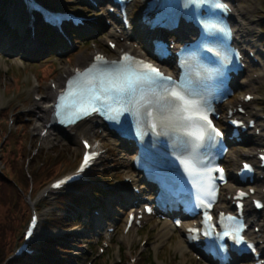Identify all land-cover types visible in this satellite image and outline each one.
Masks as SVG:
<instances>
[{
	"label": "rangeland",
	"instance_id": "rangeland-1",
	"mask_svg": "<svg viewBox=\"0 0 264 264\" xmlns=\"http://www.w3.org/2000/svg\"><path fill=\"white\" fill-rule=\"evenodd\" d=\"M63 1L70 2L78 14L99 20L102 26H98L88 38H74L73 47L62 52L51 49L36 59H28L24 51L7 53L6 50H0V245L2 241L7 245L5 249H10V258L23 245L22 239L36 211L42 217L38 237L42 232L72 237L69 239L73 244L59 250L61 255L72 257L71 264H209L199 260L197 255L188 254V251L184 255L178 248L183 239V229L172 231L168 237L160 239V232L167 220L148 217L135 232H126L131 205L127 201L112 204L109 201L124 190L131 195L135 193L134 187H122L131 180L128 175L131 158L122 148L121 142L108 132H103V129L94 133L90 141L96 149L103 151L94 170L86 175L82 183L69 190L47 195L53 182L76 173L82 159L81 141L75 143L71 129H56L49 137L47 133L41 135L36 131V125H40L34 111L36 103L47 97L53 82L59 81L63 69L68 68L67 64L58 65L56 61L70 57L73 60L71 68H74L80 57H92L98 52L115 55V51L109 50L107 44L115 25L106 5H103L105 0H100V5L94 9L82 8L87 5V0ZM246 1L237 2L236 7H252L251 18L255 26L248 37V51L254 50L259 63L245 74L244 82L237 85L234 96L223 110L243 100L250 90L244 83L253 72L262 74L263 81L255 84L254 100L251 102L261 124L260 132L256 134L259 137L264 136V0ZM142 2L136 0L131 6L132 17L137 16ZM236 20L244 23L237 14ZM106 22L112 24L107 25ZM55 38L58 42L61 40L60 37ZM54 62L55 65H52ZM251 148L252 145L247 142L231 147L225 159L229 175L232 176L230 187L234 185L233 175H236V167L240 165L238 160H233V155L248 152ZM47 171L50 172L49 176ZM138 186L142 191L140 184ZM225 195L224 192L222 199ZM137 196L142 200L148 197L147 193ZM71 197L78 198L79 202L82 200L84 206L73 204L75 211H65L64 205ZM83 210L86 212L82 213ZM256 215L264 222V212ZM65 216L71 218L70 222L56 226V222L62 223ZM46 219L54 227L50 223L44 224ZM50 239H46L41 246Z\"/></svg>",
	"mask_w": 264,
	"mask_h": 264
},
{
	"label": "bare ground",
	"instance_id": "bare-ground-1",
	"mask_svg": "<svg viewBox=\"0 0 264 264\" xmlns=\"http://www.w3.org/2000/svg\"><path fill=\"white\" fill-rule=\"evenodd\" d=\"M232 1L234 3L233 6L235 9V14H237L238 17L242 18L244 22V23H240L238 20H236L235 25H234V28L237 31L236 32L237 38H241L242 41L244 39L245 41V43L243 42V44H237V47L241 48L243 45H246V43H248V37L252 35L253 33L252 28L253 26H255L253 25V22H252L253 19L251 18L252 7L249 5H245L241 9H238L235 5L237 2L245 1V3H247V1L246 0H232ZM20 2L19 0H0V50L1 51L6 50L7 53H11L14 51H21V52L24 51L28 59H36L40 57L41 55L48 53L51 49H54V46L56 44L58 45L57 50H60V51L69 48L68 42L66 41L65 38H62V37H60L61 40L59 39V42L57 41V39L56 41L55 40L47 41L51 44V45H48L46 43V38H45L46 34L43 35L40 33L41 24L38 20L36 21V23H34V31H33L32 28L29 27V18H28L27 11L24 9L22 3ZM104 2L105 1H103V5H105ZM98 21L99 20H97L96 23ZM114 23L116 24V27L114 31L110 32L108 42L116 43L115 56H119L123 52V53H129L137 57H144L143 51L145 49V44L148 43L147 38L149 37V34H147L144 31L142 26L138 25V23L136 22H133V24L135 25V28L132 31H127V30L121 29L120 25L117 23L116 20ZM99 25L101 24L99 23ZM93 28L94 27L92 25L91 27L87 26L86 28L82 30L85 34L89 35L93 32ZM69 35L72 36V34H69ZM121 38H123V41H121ZM248 47L250 46L248 45ZM250 51H254V50L250 49ZM93 59H94L93 56L92 57H80L79 61L76 63L74 68L73 67L71 68V64L73 60L70 57L67 59H60L56 61L58 65L67 64L68 68L63 69V75L59 79V81L53 82V84H55V88L52 87L53 85L50 87V89L47 92L48 94L47 97L45 96L43 99H41L40 102L36 101L37 102L36 109L34 111L36 112V115L39 119V124H40V125L38 124L36 125V131L40 132L41 135L42 134L45 135V133H47L46 135H48V137L52 136L53 131H55L57 127L55 118L53 116L52 103H54L58 94L64 91L65 84L67 80L71 76H73L74 71L76 69L83 70L87 68L93 62ZM8 61L9 60H7V62ZM172 63L174 65L166 64L164 69L169 73L173 72L172 75H174L175 62L173 61ZM52 65H55V62ZM254 68L255 66H251V63L247 64L245 74L250 69H254ZM260 81H263L262 74L256 75V73L253 72L252 75L249 76L247 81L244 83V85L250 89L247 95L254 96V92H253L255 88L254 86L256 83H259ZM237 84H238V81L235 78L233 81L232 87ZM246 96L244 97L243 100H239L236 102L235 105L230 106L229 110L235 112L236 110H238V107H241L246 111L245 115H242L241 117L240 115H236L235 117L240 118L242 121H247L246 123L247 125H249L250 121H255V129H254L255 131L251 128H249L248 130V134H249L248 136L251 135V137H249L247 140L252 145V148L248 152L243 151L241 153L234 154L232 158L234 161H237V160L240 161L241 164L244 161L258 164L257 154L264 151V136H259V137L256 136V130L261 129V124L258 122V114L254 112L251 103L246 102L245 100ZM177 108L178 107L174 103H173V106L170 107V109L176 115L182 114V113L177 112ZM99 130H102L103 132H108V127L104 125V123H102L101 120H97L95 118L89 119V120H86L85 122L80 123L74 128H71V131L73 132L72 138L75 141V143H79L80 141L90 142L92 137H94L93 134L97 133ZM252 132L253 133L255 132V134L252 135ZM81 146H82V142H81ZM92 146H94V144H92ZM81 149H82V153H84L85 151H84L83 146ZM125 150H127V147L125 148ZM92 152H99V150L94 148ZM130 164H129V167L131 171L128 172V175L131 177V180L130 182L125 183V185L122 186L123 188H127L130 186L138 187L137 180L139 177L133 176V173H134L133 165L131 162ZM240 169H241V166L240 168L237 169L238 170L237 173L240 171ZM237 173H236V177L238 176ZM258 175H264V171H260ZM233 177L235 176L233 175ZM238 180L239 179L237 177V180L235 182L239 183ZM253 184L257 185L256 188L255 187L250 188L256 191L253 198L259 199L264 202V193H263L264 180H261L260 178H258V176H256L254 178ZM229 185H230V180L226 187H228ZM261 185L262 187L260 188ZM225 191H226V195H225V198L221 200L220 208L232 212L233 211V198L236 195L234 185L231 187L229 186L227 189H225ZM229 196H231V200H229L228 198ZM129 200L139 201L140 198L136 195L135 197H133L131 194H129L127 191L124 190L122 193L118 192V194L115 197L112 196L111 201H109V204H112L113 202L117 203V201L121 203L126 202V201L128 202ZM147 204L148 203H145L144 205H147ZM139 210H144V206H142L141 208H137V209L132 208L131 213L135 211L136 215H138ZM84 212L86 211L83 210L82 213ZM262 212H264V209ZM77 216H79V213ZM246 216H247V220H248V224L250 228L248 232V238L252 242L257 244L258 252L262 254L260 259L257 260L260 262L264 256V222H262L260 220V217L257 216L256 213L253 211L252 201L251 203H249V205H247ZM147 218H148L147 215L144 216L143 221H146ZM127 223H128V220L126 221V226H127ZM95 228L99 229V227H95ZM174 229H175V226L173 225V223L165 222L163 231L160 232V239H164L168 237ZM136 230H137V226L132 225L130 232H135ZM91 231L93 232V229ZM63 237L64 235H61V236L53 237L51 238V240H55L56 243H61L63 242V239H64ZM68 237H71V236H66V238ZM188 242H189V238L187 235V227H185L184 233H183V239L181 241V244H179L178 248H181L184 255H186L187 251H189L188 254L193 255L194 252H196L195 247L193 248L189 247ZM253 262L254 264L257 263L256 261H253Z\"/></svg>",
	"mask_w": 264,
	"mask_h": 264
},
{
	"label": "snow or ice",
	"instance_id": "snow-or-ice-1",
	"mask_svg": "<svg viewBox=\"0 0 264 264\" xmlns=\"http://www.w3.org/2000/svg\"><path fill=\"white\" fill-rule=\"evenodd\" d=\"M97 60L103 63L102 58L97 57ZM139 64L141 66L139 69L125 67L99 70L98 76L92 75L96 70L94 66L86 70L83 76H79L71 82L66 95L60 97V100L66 102L64 106L80 117L100 111L103 106L105 110L115 113L113 119L117 122H119L118 117L124 112L138 117L141 110L144 109L146 111L143 112V115L150 117L153 108L163 113L175 102L178 104L177 112L183 113L179 116L180 120L189 122L191 126L197 127V129L198 121L211 124L203 109L199 108L184 93L183 89L178 91L175 87H167L165 82H171L170 77H164L156 67L144 61H140ZM161 90L167 93L171 100H167ZM153 128H155V124H153ZM212 131L216 132V129L212 128ZM187 134L197 142L204 139L203 131H189ZM216 134L219 135L218 132ZM199 146V143L193 145V151ZM85 147H88L87 143H85ZM89 162L90 157L86 153L84 165L87 166ZM185 167L193 181L198 182L202 176L201 171L189 164H186ZM208 171L210 172L211 169ZM239 242L237 240V243Z\"/></svg>",
	"mask_w": 264,
	"mask_h": 264
},
{
	"label": "trees",
	"instance_id": "trees-1",
	"mask_svg": "<svg viewBox=\"0 0 264 264\" xmlns=\"http://www.w3.org/2000/svg\"><path fill=\"white\" fill-rule=\"evenodd\" d=\"M47 4H49L50 6H53V0H44ZM42 31H44L43 29H41ZM48 176L50 175V172L47 171ZM53 173V172H51ZM92 188H96L95 186ZM95 193V192H94ZM100 193V192H99ZM96 196L97 193H96ZM80 200L76 197H71L66 203H65V211H72L75 209H73V204H80L81 206H84V203L79 202ZM5 202V201H4ZM70 217L69 216H65L64 220L62 221V223H57L56 222V226H62V224H66L70 222ZM51 224V226L54 227V224L51 223L50 221L48 222V224ZM67 235H65L63 238V242L61 243H56L55 240H49L47 244L40 246V256L37 258H31V257H25L23 259H20L18 261H10L9 260V252L10 249L7 248L8 250H6L5 248L7 247L6 244H3L2 241V245H0V264H71V259L72 257L70 256H63L59 253V250L61 248H69L72 244V242L70 241L69 237L66 238ZM62 239V238H61ZM8 257V258H7Z\"/></svg>",
	"mask_w": 264,
	"mask_h": 264
}]
</instances>
